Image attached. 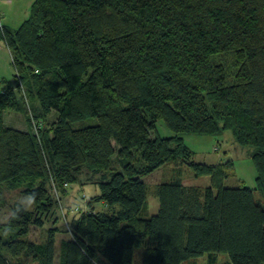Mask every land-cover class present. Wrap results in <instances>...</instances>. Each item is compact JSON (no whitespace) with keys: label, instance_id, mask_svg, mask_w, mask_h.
Instances as JSON below:
<instances>
[{"label":"trees","instance_id":"obj_1","mask_svg":"<svg viewBox=\"0 0 264 264\" xmlns=\"http://www.w3.org/2000/svg\"><path fill=\"white\" fill-rule=\"evenodd\" d=\"M29 9L0 34L14 68L0 78V210L3 186L30 202L10 205L0 223V264H182L203 255L218 264L219 253L229 259L220 264H264V0H33ZM222 54L234 58L231 73L215 60ZM27 97L38 116L23 130L4 123ZM52 112L56 121L45 123ZM90 117L97 123L73 128ZM158 119L171 135L155 134ZM225 131L252 147L254 188L225 185L232 159H192L185 134ZM172 161L210 183L160 182L158 211L142 216L140 175ZM81 174L98 176L99 193L68 203ZM32 228L42 240L29 238Z\"/></svg>","mask_w":264,"mask_h":264},{"label":"rangeland","instance_id":"obj_2","mask_svg":"<svg viewBox=\"0 0 264 264\" xmlns=\"http://www.w3.org/2000/svg\"><path fill=\"white\" fill-rule=\"evenodd\" d=\"M29 1L30 0H13L12 8L7 13L8 18L12 21L11 27H18L19 24L28 16ZM215 60L223 61L226 67L229 69V73H231V71L233 70L232 66L234 64V58L230 54H222L221 56H218V58L216 57ZM13 74L14 68L12 66V55H10V52H8L6 49L2 48L0 49V78L10 79ZM25 99H27V101L24 102V109L22 107L20 111H15L11 109L10 111L5 112L4 123L11 127L13 126L20 130H23L26 126V123L24 122L26 118L30 117V115L33 119L35 118L34 116H38L39 113L34 108L35 101L29 99L28 97ZM55 119L56 114L53 112L43 118V120L47 124H51L52 122L56 121ZM96 123L97 119L94 117H90L88 119H82L77 122H74L72 125L73 128H79ZM155 127L156 135L162 137H168L169 135H171V131L164 125L162 119H158L156 121ZM184 137L189 148L194 151L192 159L196 162H205L207 164L216 165V163L220 159V156L224 157L226 160H233V172L227 177L225 182L226 186L236 187L239 185H246L250 187L251 185L255 184V169L253 168L252 160L250 157L252 147L240 146L238 144L236 145L233 136L230 134L229 131H225L214 136L185 134ZM217 143H226L230 148L229 151H227L226 153H222L223 150H220V152L216 150L214 151L215 145H217ZM219 153H221L222 155ZM137 157H139V155H137ZM136 162L137 165L144 164V162L140 161L139 159H137ZM111 163V166L113 168L120 167L116 155L111 158ZM175 176L180 177L181 182L189 186H205L210 183L209 178L207 176L195 177L193 171L189 168L186 163H178L174 161H172L171 163H164L159 168L149 173L140 175V178L142 179L144 184H146L148 195L146 205L147 208L142 211V216L149 217L150 215L155 214L158 211L159 201L155 194L156 187L158 184H160V182L168 181ZM97 177L98 176L91 179L90 175L81 174L78 183L71 185L74 189H81L78 196L79 201L82 200V198H80L82 192H84L86 197L88 198L93 197L94 195L99 193V187L97 186ZM2 190L7 204L0 210V223H4L6 218L8 217L10 205H14L16 202H20L26 208L30 206L29 200H26L23 195L20 194V189L15 188V190H8L5 188V186H3ZM255 193V198L257 200H261L260 193L258 191H256ZM61 224L64 225V222H61ZM48 226L49 225H46L45 228H47ZM28 234L30 239L38 242L39 240H42L43 236L45 235V232L41 228H32ZM64 237H67L64 233H60L59 235H57L55 242L57 257L59 256L58 254L61 244L60 242ZM217 259L218 264L229 260L225 253H219ZM189 260L190 259H187L182 264H187ZM195 260V264H208L206 255L199 256ZM24 261L26 264H35L30 260L28 261L24 259Z\"/></svg>","mask_w":264,"mask_h":264},{"label":"crops","instance_id":"obj_3","mask_svg":"<svg viewBox=\"0 0 264 264\" xmlns=\"http://www.w3.org/2000/svg\"><path fill=\"white\" fill-rule=\"evenodd\" d=\"M32 1L33 0H30L29 1V8H30V5H31V3H32ZM12 3H13V0H1L0 1V8H1V10H3V15H4V18H3V22H5V24H6V26H7V28H11L12 30L13 29H16V28H18V27H16V28H13V27H11V24H12V21L8 18V15H7V13H8V11H10L11 10V8H12ZM28 8V9H29ZM29 12H30V9H29ZM29 12H28V15H29ZM28 17V16H27ZM26 17V18H27ZM23 22V21H22ZM21 22V23H22ZM20 23V24H21ZM19 24V25H20ZM2 48H4V49H6L7 51H8V49L6 48V46L0 41V49H2ZM9 52V51H8ZM184 139H185V137H184ZM185 142H186V140H185ZM227 143V142H226ZM226 143H217V145H218V152H220V150H223L222 151V153H226L227 151H229V146L226 144ZM186 144H187V142H186ZM188 145V144H187ZM219 154H221V153H219ZM222 155V154H221ZM220 159L218 160V162L217 163H221V162H223V161H225L226 159L224 158V157H222V156H220L219 157ZM178 163H181L180 161H178ZM254 175H255V171H254ZM208 185V184H207ZM199 186H201V185H199ZM250 187H252V188H254L255 187V184L254 185H251ZM80 191H81V189H78V188H76V189H74V188H72V186H71V188H70V190H69V192L64 196L65 197V199H66V201L68 202V203H71V202H78L79 201V198H78V196H79V193H80ZM82 193H84V192H82ZM85 194V193H84ZM158 198V197H157ZM83 203V202H82ZM97 206L98 205H100V203H98V204H96ZM193 262H196V260L195 259H190L189 261H188V263L187 264H191V263H193Z\"/></svg>","mask_w":264,"mask_h":264},{"label":"built area","instance_id":"obj_4","mask_svg":"<svg viewBox=\"0 0 264 264\" xmlns=\"http://www.w3.org/2000/svg\"><path fill=\"white\" fill-rule=\"evenodd\" d=\"M1 1V0H0ZM3 30H4V22H3V12L1 11V8H0V34H4L3 33ZM0 41H1V39H0ZM5 46H6V44L4 43V41L2 40L1 41ZM35 122V121H34ZM34 131L36 132V129H34ZM85 197V195H84V193H82V199H83V201L85 202V200H86V198H84ZM75 211H78L79 209H78V207L76 206V207H74L73 208Z\"/></svg>","mask_w":264,"mask_h":264}]
</instances>
